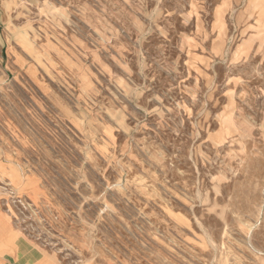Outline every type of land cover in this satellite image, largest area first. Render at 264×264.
<instances>
[{
  "label": "rangeland",
  "instance_id": "rangeland-1",
  "mask_svg": "<svg viewBox=\"0 0 264 264\" xmlns=\"http://www.w3.org/2000/svg\"><path fill=\"white\" fill-rule=\"evenodd\" d=\"M0 197L56 264H264V0H0Z\"/></svg>",
  "mask_w": 264,
  "mask_h": 264
},
{
  "label": "crops",
  "instance_id": "crops-1",
  "mask_svg": "<svg viewBox=\"0 0 264 264\" xmlns=\"http://www.w3.org/2000/svg\"><path fill=\"white\" fill-rule=\"evenodd\" d=\"M1 201V197H0ZM0 264H56L50 255L19 233L0 202Z\"/></svg>",
  "mask_w": 264,
  "mask_h": 264
}]
</instances>
